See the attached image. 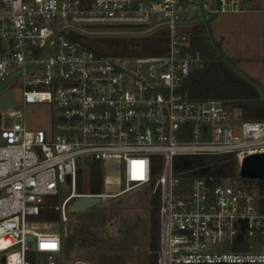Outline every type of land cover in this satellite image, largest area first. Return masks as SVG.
<instances>
[{
	"label": "built area",
	"instance_id": "obj_1",
	"mask_svg": "<svg viewBox=\"0 0 264 264\" xmlns=\"http://www.w3.org/2000/svg\"><path fill=\"white\" fill-rule=\"evenodd\" d=\"M255 10L249 0H0V91L20 76L24 106H53L49 135L28 129L25 111L0 109V264H64L71 200L141 187L160 192L158 264H264L254 178L174 171L176 156L233 154L239 174L246 156L264 153V120L181 90L202 63L190 47L193 21ZM87 27L166 30V52L108 57L69 32ZM93 161L107 169L105 184L118 179L116 190L77 191ZM48 196H58L59 218L38 220Z\"/></svg>",
	"mask_w": 264,
	"mask_h": 264
},
{
	"label": "rangeland",
	"instance_id": "obj_2",
	"mask_svg": "<svg viewBox=\"0 0 264 264\" xmlns=\"http://www.w3.org/2000/svg\"><path fill=\"white\" fill-rule=\"evenodd\" d=\"M254 2L260 12H219L206 16L203 23L212 43L226 59L234 60L235 69L239 73L258 85L264 99V0ZM82 30L85 33L69 32L85 47L108 57L123 55L128 50L139 51L141 47L155 42L151 37L166 31L159 29L148 35H124L143 30L107 27H87ZM134 54L127 52L125 55ZM7 91L11 92L12 108L25 111L27 128L43 129L49 135L53 127L52 104L35 102L24 106L20 76L10 81L0 91V96ZM12 122V118L3 117L5 126H11ZM81 165L86 168L88 163L84 161ZM102 170V191L116 190L118 179L110 175L105 184L108 171L105 167ZM81 177L86 186L88 172L83 171ZM70 185L68 182L62 184V198L70 192ZM149 194L148 187L135 188L118 196L107 197L82 212H69V236L65 241L64 264H148ZM54 197L58 202V196Z\"/></svg>",
	"mask_w": 264,
	"mask_h": 264
},
{
	"label": "trees",
	"instance_id": "obj_3",
	"mask_svg": "<svg viewBox=\"0 0 264 264\" xmlns=\"http://www.w3.org/2000/svg\"><path fill=\"white\" fill-rule=\"evenodd\" d=\"M190 47L202 58V63L193 68L183 80L181 90L191 98L221 99L227 108L238 118L248 120H264V99L258 85L235 69L232 59H226L212 43L208 30L199 21L189 28ZM149 37V36H147ZM165 33L151 37L154 43L143 46L139 51H127L141 54H161L164 47ZM155 38V39H154ZM122 53L125 56L127 53ZM160 162V158L155 157ZM238 161L233 154L217 155H180L174 157V171L178 175L202 176L216 175L222 178L239 177ZM160 169L158 163L155 170ZM185 172V174H184ZM82 172H79L77 191L99 193L102 191L103 170L99 161L91 162L88 173V184L82 182ZM250 183L258 187V192L264 194V178L252 179ZM85 188L87 189L85 191ZM56 198L48 196L36 216L38 220H57L59 212L54 209ZM160 192L156 191L150 200L149 212V249L148 264H158L160 248Z\"/></svg>",
	"mask_w": 264,
	"mask_h": 264
},
{
	"label": "water",
	"instance_id": "obj_4",
	"mask_svg": "<svg viewBox=\"0 0 264 264\" xmlns=\"http://www.w3.org/2000/svg\"><path fill=\"white\" fill-rule=\"evenodd\" d=\"M211 14L210 16H212ZM209 16V17H210ZM200 20H195L193 23H197ZM154 29L140 32V33H123L124 35H148L153 32ZM120 33H114L113 35H118ZM12 97L11 92L7 91L0 98V109H6L11 107ZM239 174L244 178H254L262 179L264 178V153H256L248 155L244 158L242 166L240 168ZM69 179V178H68ZM100 196H76L74 197L69 205V212L79 213L92 206H95L101 202ZM29 239L32 238L31 235L28 236ZM34 247L35 244H32Z\"/></svg>",
	"mask_w": 264,
	"mask_h": 264
},
{
	"label": "crops",
	"instance_id": "obj_5",
	"mask_svg": "<svg viewBox=\"0 0 264 264\" xmlns=\"http://www.w3.org/2000/svg\"><path fill=\"white\" fill-rule=\"evenodd\" d=\"M250 2H251V4L256 8V6L254 5V4H256L255 2H254V0H249ZM254 2V3H253ZM258 6V5H257ZM255 11H259L260 12V8H256V10Z\"/></svg>",
	"mask_w": 264,
	"mask_h": 264
},
{
	"label": "snow or ice",
	"instance_id": "obj_6",
	"mask_svg": "<svg viewBox=\"0 0 264 264\" xmlns=\"http://www.w3.org/2000/svg\"><path fill=\"white\" fill-rule=\"evenodd\" d=\"M45 247H55L54 244H48V245H44Z\"/></svg>",
	"mask_w": 264,
	"mask_h": 264
}]
</instances>
